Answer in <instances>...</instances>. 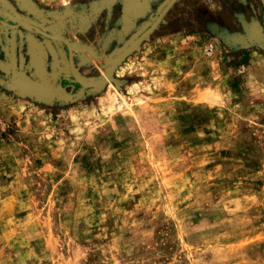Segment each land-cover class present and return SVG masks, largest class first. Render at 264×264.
Returning a JSON list of instances; mask_svg holds the SVG:
<instances>
[{
  "label": "rangeland",
  "instance_id": "374dc122",
  "mask_svg": "<svg viewBox=\"0 0 264 264\" xmlns=\"http://www.w3.org/2000/svg\"><path fill=\"white\" fill-rule=\"evenodd\" d=\"M0 264H264V0H0Z\"/></svg>",
  "mask_w": 264,
  "mask_h": 264
},
{
  "label": "water",
  "instance_id": "95a60500",
  "mask_svg": "<svg viewBox=\"0 0 264 264\" xmlns=\"http://www.w3.org/2000/svg\"><path fill=\"white\" fill-rule=\"evenodd\" d=\"M175 0H173V2H174Z\"/></svg>",
  "mask_w": 264,
  "mask_h": 264
}]
</instances>
